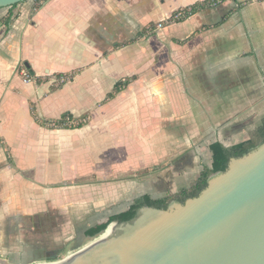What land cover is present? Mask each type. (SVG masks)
Here are the masks:
<instances>
[{
	"label": "crops",
	"instance_id": "crops-1",
	"mask_svg": "<svg viewBox=\"0 0 264 264\" xmlns=\"http://www.w3.org/2000/svg\"><path fill=\"white\" fill-rule=\"evenodd\" d=\"M205 1L0 9V256L54 260L150 190L173 194L172 179L196 175L198 149L210 164L211 144H239L260 125L264 0ZM66 116L73 127H52Z\"/></svg>",
	"mask_w": 264,
	"mask_h": 264
},
{
	"label": "water",
	"instance_id": "water-1",
	"mask_svg": "<svg viewBox=\"0 0 264 264\" xmlns=\"http://www.w3.org/2000/svg\"><path fill=\"white\" fill-rule=\"evenodd\" d=\"M27 1L0 0V9ZM87 239L60 260L27 264H264V142L209 175L198 196L143 206Z\"/></svg>",
	"mask_w": 264,
	"mask_h": 264
},
{
	"label": "trees",
	"instance_id": "trees-1",
	"mask_svg": "<svg viewBox=\"0 0 264 264\" xmlns=\"http://www.w3.org/2000/svg\"><path fill=\"white\" fill-rule=\"evenodd\" d=\"M221 1L223 0H206L204 3L200 4L199 6L202 7L203 4L216 5ZM15 6L16 5L10 8H14ZM189 11L192 15L194 9L189 8ZM10 21H11V16H8L7 18L4 19L3 22L5 23V25H9ZM127 83L128 82L118 84L115 94L118 93L122 89V87L126 86ZM31 114L33 119L38 124L44 126L51 124L40 120L33 112V110L31 111ZM68 120L69 121L71 120L70 116H66L59 121H54L52 122V127L55 128L73 127L66 125L68 123ZM81 124L82 122L78 124V126H80ZM263 142H264V117L261 119L260 125L248 133V139L246 141L230 147H226L219 142H215L211 144L209 147L210 152L212 154L211 166L209 168L206 167L203 168V170L199 173L197 178L192 183H190L189 186L180 188L178 192L173 195L164 196L157 199H153L149 195L138 197L131 202L130 206L126 211L111 216L105 222L88 229L85 232V236L87 238H95L99 236L101 233H103L111 223L114 222L125 223L131 221L136 217L138 210L143 206L165 209L168 206L169 202L171 201L184 203L187 199L198 196V194L205 188L207 178L209 175L216 172H224L231 158L241 157L242 155H245L251 149L257 147ZM49 261H53V260H49Z\"/></svg>",
	"mask_w": 264,
	"mask_h": 264
},
{
	"label": "rangeland",
	"instance_id": "rangeland-1",
	"mask_svg": "<svg viewBox=\"0 0 264 264\" xmlns=\"http://www.w3.org/2000/svg\"><path fill=\"white\" fill-rule=\"evenodd\" d=\"M240 139H242L241 136L237 140H240ZM247 139H248V137H247ZM230 146H232V145H227L226 147H230ZM207 152H208V150L206 148H203L202 150H199V149L197 150L199 161L201 160L202 161V164H200L198 166V168H196L197 170L195 171V174H196L195 176H188L187 179H183L181 176H177L174 179H172L174 181L175 187L177 189V190L175 189L176 191L173 194L177 193L180 188L189 186L190 183H192L197 178V176L203 170V168H205V167H203L204 166L203 165L204 163L206 164V168L211 164V163L209 164V159H208V155H207L208 153ZM159 193H162V195H158ZM164 193H165V191L161 192V190H159V191L150 190L149 191V196L151 198H153V199H157V198H161V197H164V196L173 195V194H171V192H166V194H164ZM106 234H108V232H106L105 235ZM91 241H93V240L86 239V241L84 243H82L80 246H68L66 248H64V246H61V251H54L52 256H54L55 259L60 260V259H62L64 257H66L67 255L72 254L74 251H76L80 247L88 245ZM19 247L24 248L25 245L16 244L15 248L18 249ZM37 257H39V255H37ZM32 259H34V257ZM30 262H31L30 259H27V260H18L14 264H27V263H30Z\"/></svg>",
	"mask_w": 264,
	"mask_h": 264
},
{
	"label": "built area",
	"instance_id": "built-area-1",
	"mask_svg": "<svg viewBox=\"0 0 264 264\" xmlns=\"http://www.w3.org/2000/svg\"><path fill=\"white\" fill-rule=\"evenodd\" d=\"M191 16V13L189 11V9H185V10H179L176 13H174L171 17V19L169 20L168 23H177L185 18H188ZM164 25V23H160L157 24V28H162ZM20 76L23 78L24 82L28 83L32 81L31 76L28 74L27 70L25 68H22L20 70ZM60 83H64L65 82V78H60L59 80Z\"/></svg>",
	"mask_w": 264,
	"mask_h": 264
},
{
	"label": "bare ground",
	"instance_id": "bare-ground-1",
	"mask_svg": "<svg viewBox=\"0 0 264 264\" xmlns=\"http://www.w3.org/2000/svg\"><path fill=\"white\" fill-rule=\"evenodd\" d=\"M111 229H112V228H109V229L107 230L108 234L110 233ZM108 234H106V235H108Z\"/></svg>",
	"mask_w": 264,
	"mask_h": 264
}]
</instances>
